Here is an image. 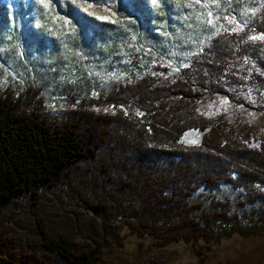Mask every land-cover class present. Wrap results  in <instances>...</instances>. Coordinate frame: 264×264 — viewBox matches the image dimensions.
I'll return each instance as SVG.
<instances>
[{
	"label": "trees",
	"instance_id": "1",
	"mask_svg": "<svg viewBox=\"0 0 264 264\" xmlns=\"http://www.w3.org/2000/svg\"><path fill=\"white\" fill-rule=\"evenodd\" d=\"M250 31L264 34V7L177 73L158 66L61 111L40 85L1 84L0 264H113L104 249L130 235L156 248L186 243L204 259L249 236L226 203L212 209L193 197L222 185L255 197L264 186V132L200 109L241 84L235 66L246 54L264 65V42L246 40ZM189 130L203 133L200 144L181 141Z\"/></svg>",
	"mask_w": 264,
	"mask_h": 264
},
{
	"label": "rangeland",
	"instance_id": "2",
	"mask_svg": "<svg viewBox=\"0 0 264 264\" xmlns=\"http://www.w3.org/2000/svg\"><path fill=\"white\" fill-rule=\"evenodd\" d=\"M203 3L51 0L45 8L38 0H0V64L4 66L0 68V85H40L52 109L61 111L77 96L98 97L121 82L154 73L158 66L177 73L219 33L245 31L264 7V0H231L230 4L220 0L219 7L211 5L209 9L203 8ZM208 10L221 17L215 28L205 23ZM225 16L248 23L233 31L238 26ZM65 21L70 23L65 25ZM260 34L250 31L246 40L264 42L250 39ZM235 71L245 74L241 84L229 89L231 95L206 96L200 102L201 112L264 132V65L257 56L246 54ZM202 136L199 130H189L181 141L198 145ZM254 192L257 199L244 189L222 185L194 195L193 201L207 208L221 209L217 202L226 203L238 224L251 229L249 236L234 235L215 244L204 259L186 243L156 248L150 239L133 235L123 247L105 248L102 259L113 264H264V186ZM62 194L58 191L50 196L59 200Z\"/></svg>",
	"mask_w": 264,
	"mask_h": 264
},
{
	"label": "snow or ice",
	"instance_id": "3",
	"mask_svg": "<svg viewBox=\"0 0 264 264\" xmlns=\"http://www.w3.org/2000/svg\"><path fill=\"white\" fill-rule=\"evenodd\" d=\"M38 2L45 8H48L50 6V2L51 0H38ZM85 2H87V0H85ZM93 2L95 3H99L101 2V0H93ZM104 2L106 3L107 0H104ZM195 2L197 4H200L201 3V0H195ZM152 3L154 5H158L159 3V0H152ZM231 3V0H229V4ZM219 4H220V0H204V3L202 4V7L205 8V9H209L211 5H215L216 7H219ZM253 13L256 11V9H252L251 10ZM247 13H244L243 15H246ZM202 15H205L204 13H202ZM99 19H105V17H98ZM221 17L219 14L215 15L214 17V13L213 11L211 10H208L206 12V20H205V23L213 28L216 27V21L219 20ZM224 19L228 20V22L230 24H236L238 27L237 28H234L232 29L233 31H237V30H242L243 27L248 23L247 20H243V21H240V20H237L235 17H228V16H225L223 17ZM65 25H67L68 23H70V21H65L64 22ZM250 39H253V40H264V34H260L258 36H252L250 37ZM3 64H0V68H3ZM226 102V101H225ZM198 141L197 140H189L188 143H191V144H195L197 143Z\"/></svg>",
	"mask_w": 264,
	"mask_h": 264
}]
</instances>
